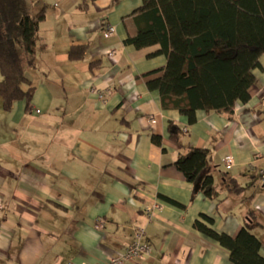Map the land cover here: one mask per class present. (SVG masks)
<instances>
[{
  "label": "crops",
  "instance_id": "0c3cea01",
  "mask_svg": "<svg viewBox=\"0 0 264 264\" xmlns=\"http://www.w3.org/2000/svg\"><path fill=\"white\" fill-rule=\"evenodd\" d=\"M33 2L35 13L45 10L46 47L26 72L36 86L31 110L20 101L7 113L0 100V264H109L139 228L153 254L127 264H233L227 249L194 228L201 215L231 237L250 225L264 256V55L250 100L238 102L232 118L197 111L190 125L148 88L167 64L150 56L160 47L125 44L143 0ZM108 26L116 32L106 38ZM77 45L86 51L71 60ZM170 123L186 131L184 145L211 152L217 200L195 193L175 167L181 149ZM231 180L248 189L233 193Z\"/></svg>",
  "mask_w": 264,
  "mask_h": 264
},
{
  "label": "trees",
  "instance_id": "16d2710c",
  "mask_svg": "<svg viewBox=\"0 0 264 264\" xmlns=\"http://www.w3.org/2000/svg\"><path fill=\"white\" fill-rule=\"evenodd\" d=\"M34 7L33 0H0V100L7 113L20 101L30 111L36 91L26 72L36 67L37 52L46 47L40 35L46 14L44 9L35 13ZM133 21L136 33L125 44L137 50L159 46L150 56L167 58L163 75L148 82L165 110H177L193 125L197 111L232 118L236 104L250 100L249 90L257 83L254 71L264 55V0H143ZM85 51V45L72 46L69 58L82 59ZM169 134L181 149L177 170L195 193L217 200L211 152L184 145L186 131L175 123L169 124ZM151 141L162 146L158 135L152 134ZM231 184L233 193L248 189L234 180ZM207 224L214 219L201 215L194 228L227 249L233 264H264L262 242L250 225L231 237Z\"/></svg>",
  "mask_w": 264,
  "mask_h": 264
},
{
  "label": "built area",
  "instance_id": "2783aa9c",
  "mask_svg": "<svg viewBox=\"0 0 264 264\" xmlns=\"http://www.w3.org/2000/svg\"><path fill=\"white\" fill-rule=\"evenodd\" d=\"M116 32V28L114 26H108L105 29L104 36L106 38L111 37L114 35ZM113 55V54H111ZM98 98L100 100L105 99V94L101 91H94ZM39 113V111H37ZM150 122L153 120L150 119ZM234 159L229 156L225 160V169L227 171H232L234 169ZM262 179L264 181V172L262 173ZM4 212V205L0 196V217L3 215ZM105 226V221L100 218L96 222V228L97 229H103ZM146 232L144 229L139 228L135 231V240L134 243L131 246H128L127 248L124 249V251L117 257L111 258L109 261V264H127L131 263L134 261H146L149 259L152 254H153V248L152 246L148 245L147 243L144 242ZM69 264H74V263H69Z\"/></svg>",
  "mask_w": 264,
  "mask_h": 264
}]
</instances>
